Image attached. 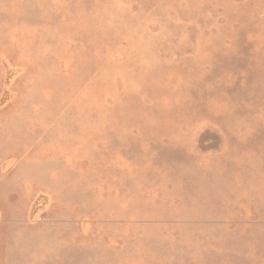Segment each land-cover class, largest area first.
I'll list each match as a JSON object with an SVG mask.
<instances>
[{
	"label": "rangeland",
	"instance_id": "374dc122",
	"mask_svg": "<svg viewBox=\"0 0 264 264\" xmlns=\"http://www.w3.org/2000/svg\"><path fill=\"white\" fill-rule=\"evenodd\" d=\"M0 264H264V0H0Z\"/></svg>",
	"mask_w": 264,
	"mask_h": 264
}]
</instances>
